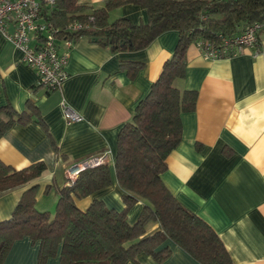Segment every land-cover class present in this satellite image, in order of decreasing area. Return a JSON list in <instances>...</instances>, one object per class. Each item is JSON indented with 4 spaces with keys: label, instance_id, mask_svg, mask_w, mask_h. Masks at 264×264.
Here are the masks:
<instances>
[{
    "label": "crops",
    "instance_id": "0c3cea01",
    "mask_svg": "<svg viewBox=\"0 0 264 264\" xmlns=\"http://www.w3.org/2000/svg\"><path fill=\"white\" fill-rule=\"evenodd\" d=\"M80 1L99 7L104 0ZM120 7L114 19L147 20L140 7ZM8 30H13L12 25ZM177 39L178 32L168 30L141 50L118 53L86 36L70 46L58 39L59 52L67 56L68 74L59 89L49 91L22 62L20 50L0 33V106L9 104L21 112L32 103L41 121L15 123L8 129L0 137V160L16 169L46 163V170L31 183L38 185V210L51 213L57 200L55 185L63 182L68 167L104 151L111 155V185L76 199V204L85 209L98 198L108 207H123L113 166L117 136L159 76ZM187 56L185 77L176 85L197 90L196 107L181 116L182 138L168 155L161 179L185 207L215 230L233 264H264V32L255 47L241 48L229 57L206 59L197 46H190ZM121 61L143 65L130 77ZM62 101L82 120L68 121ZM31 184L0 192V221L10 217ZM50 184L54 186L45 192ZM142 206L140 201L132 207L129 222H134ZM158 228L150 223L147 232ZM169 244L171 253L161 263L140 253L126 264H198L181 247ZM38 252V242L24 237L14 242L1 264H38ZM45 264H59V253Z\"/></svg>",
    "mask_w": 264,
    "mask_h": 264
},
{
    "label": "trees",
    "instance_id": "16d2710c",
    "mask_svg": "<svg viewBox=\"0 0 264 264\" xmlns=\"http://www.w3.org/2000/svg\"><path fill=\"white\" fill-rule=\"evenodd\" d=\"M39 2L41 16L56 27L58 39L75 41L86 36L114 53L141 50L168 30L177 31L178 39L159 76L118 133L113 166L123 192L121 209L108 207L98 198L85 209L76 204V199L111 185L109 159L84 168L74 178L65 175L55 185L53 214L36 208L38 185L31 184L46 170V163L16 169L0 160V192L31 184L10 217L0 221V264L14 242L24 237L38 242V264L58 253L59 264H126L140 253L161 263L171 253L169 242L198 264H233L215 230L169 191L161 175L167 169L168 155L181 141L182 114L196 107L197 90L176 85L185 77L188 48L200 41L218 45L222 38L230 39L248 25L264 22V0H104L99 7L80 0ZM125 4L144 9L147 20L134 23L124 16L110 20V11ZM71 22L81 27L66 30ZM142 65L120 63L130 77ZM31 120L41 122L32 103L21 112L9 104L0 106V137L15 123ZM53 186L48 185L45 192ZM140 201V213L129 222L130 210ZM150 223L159 228L148 233Z\"/></svg>",
    "mask_w": 264,
    "mask_h": 264
},
{
    "label": "built area",
    "instance_id": "2783aa9c",
    "mask_svg": "<svg viewBox=\"0 0 264 264\" xmlns=\"http://www.w3.org/2000/svg\"><path fill=\"white\" fill-rule=\"evenodd\" d=\"M9 25H12V31L8 30ZM80 27V23L71 22L65 29L75 30ZM261 32H264V22L253 23L230 39L222 38L218 45L200 41L197 47L206 59L229 57L241 48L255 47ZM0 33L20 50L22 62L35 71L41 86L49 91L60 88L68 74L67 56L59 52L57 29L51 21L41 16L39 0H0ZM62 40L67 46L73 43L71 39ZM61 108L68 121L82 120V116L65 101H62ZM110 156V152L104 151L77 161L66 169L65 175L74 178L84 168L104 162Z\"/></svg>",
    "mask_w": 264,
    "mask_h": 264
},
{
    "label": "rangeland",
    "instance_id": "374dc122",
    "mask_svg": "<svg viewBox=\"0 0 264 264\" xmlns=\"http://www.w3.org/2000/svg\"><path fill=\"white\" fill-rule=\"evenodd\" d=\"M136 6V5H134ZM136 7H139V6H136ZM118 8H121V7H118ZM118 8H115L112 12H111V15H110V20H113L114 17L116 16V14L118 13ZM141 8V7H140ZM52 193V192H51ZM56 204V203H55ZM54 210H55V205L54 207L51 209V214L54 213Z\"/></svg>",
    "mask_w": 264,
    "mask_h": 264
}]
</instances>
